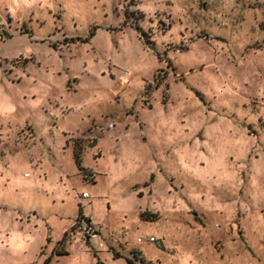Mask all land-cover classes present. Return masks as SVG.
<instances>
[{
  "label": "rangeland",
  "instance_id": "rangeland-1",
  "mask_svg": "<svg viewBox=\"0 0 264 264\" xmlns=\"http://www.w3.org/2000/svg\"><path fill=\"white\" fill-rule=\"evenodd\" d=\"M133 250L264 264V0H0V264Z\"/></svg>",
  "mask_w": 264,
  "mask_h": 264
},
{
  "label": "trees",
  "instance_id": "trees-1",
  "mask_svg": "<svg viewBox=\"0 0 264 264\" xmlns=\"http://www.w3.org/2000/svg\"><path fill=\"white\" fill-rule=\"evenodd\" d=\"M164 77H165V75L157 78L155 75L154 76V81H155L154 86H156L158 83H160V80L163 79ZM147 87H148V85H147ZM72 156H73L74 163L77 166L78 170L80 172H84L85 169L80 165V150H79V148L78 149L73 148ZM139 217L143 220L152 221L157 217V215L154 212L141 211L139 213ZM58 254H62V253L58 252ZM114 256H118V254L114 253ZM143 262H144V259L141 257L139 251H135V250L130 251V257L127 259V264H142Z\"/></svg>",
  "mask_w": 264,
  "mask_h": 264
},
{
  "label": "built area",
  "instance_id": "built-area-1",
  "mask_svg": "<svg viewBox=\"0 0 264 264\" xmlns=\"http://www.w3.org/2000/svg\"><path fill=\"white\" fill-rule=\"evenodd\" d=\"M81 197H87V193L86 192H82L81 193ZM80 231H82V233L84 235V238L86 240L95 238L97 236V234H98V232L92 226H90L89 224H86V225L83 224L80 227ZM136 240L137 241H142V239L140 237H137ZM148 240L149 241H154V238L152 236H149ZM98 246H101V243H98ZM95 264H100V262H96Z\"/></svg>",
  "mask_w": 264,
  "mask_h": 264
},
{
  "label": "crops",
  "instance_id": "crops-1",
  "mask_svg": "<svg viewBox=\"0 0 264 264\" xmlns=\"http://www.w3.org/2000/svg\"><path fill=\"white\" fill-rule=\"evenodd\" d=\"M82 192H86V191H82ZM81 192V193H82ZM84 220H86V219H82V222H79V221H76L73 225H71L70 226V229H71V231H76V229H75V227H80V226H82L84 223ZM73 226V227H72ZM65 236H66V234H64V235H62V237H60L61 239H60V241H58V244H61L62 245V249H60L59 251L58 250H56L55 248L52 250V252L55 254V255H61V254H58V252H61L62 254H67L68 253V250L66 249V247H65V241H66V239H65Z\"/></svg>",
  "mask_w": 264,
  "mask_h": 264
},
{
  "label": "water",
  "instance_id": "water-1",
  "mask_svg": "<svg viewBox=\"0 0 264 264\" xmlns=\"http://www.w3.org/2000/svg\"><path fill=\"white\" fill-rule=\"evenodd\" d=\"M84 223H85V224H88V223H89V220H87V219L84 220Z\"/></svg>",
  "mask_w": 264,
  "mask_h": 264
}]
</instances>
